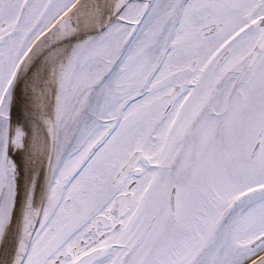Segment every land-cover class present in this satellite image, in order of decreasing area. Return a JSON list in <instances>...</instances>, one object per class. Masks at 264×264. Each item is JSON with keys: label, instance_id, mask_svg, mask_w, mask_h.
Returning <instances> with one entry per match:
<instances>
[{"label": "snow or ice", "instance_id": "obj_1", "mask_svg": "<svg viewBox=\"0 0 264 264\" xmlns=\"http://www.w3.org/2000/svg\"><path fill=\"white\" fill-rule=\"evenodd\" d=\"M0 264H264V0H0Z\"/></svg>", "mask_w": 264, "mask_h": 264}]
</instances>
